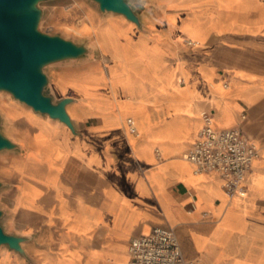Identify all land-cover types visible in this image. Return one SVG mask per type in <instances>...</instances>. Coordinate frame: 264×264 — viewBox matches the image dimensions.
Wrapping results in <instances>:
<instances>
[{"label":"crops","instance_id":"0c3cea01","mask_svg":"<svg viewBox=\"0 0 264 264\" xmlns=\"http://www.w3.org/2000/svg\"><path fill=\"white\" fill-rule=\"evenodd\" d=\"M126 1L138 22L120 12L101 17L78 1L71 28L60 18L69 5L54 15L64 30L91 34L102 54L85 56L86 46L42 67L43 92L69 97L73 127L23 101L0 103L15 143L0 153V225L20 237L19 249L0 243V264H125L130 240L158 225L173 227L184 256L204 264H264V2L261 12L218 5L227 22L219 31L217 7L207 3ZM107 16L132 41L121 56L77 22ZM217 43L214 62L208 50ZM195 51L190 86L164 82L170 70H158L168 57ZM203 111L258 147L231 198L218 174L195 172L182 156Z\"/></svg>","mask_w":264,"mask_h":264},{"label":"water","instance_id":"95a60500","mask_svg":"<svg viewBox=\"0 0 264 264\" xmlns=\"http://www.w3.org/2000/svg\"><path fill=\"white\" fill-rule=\"evenodd\" d=\"M38 0H0V89H6L33 109L58 117L72 126L65 104L69 97L53 101L43 92L47 76L44 64L75 57L86 50L84 44L60 34H49L37 28L41 8ZM101 9L123 13L138 22L126 0H97ZM15 143L0 131V149ZM1 214V210H0ZM20 237L6 233L0 225V243L20 248Z\"/></svg>","mask_w":264,"mask_h":264},{"label":"built area","instance_id":"2783aa9c","mask_svg":"<svg viewBox=\"0 0 264 264\" xmlns=\"http://www.w3.org/2000/svg\"><path fill=\"white\" fill-rule=\"evenodd\" d=\"M191 44L190 39H185ZM134 130V126H129ZM257 145L237 127H217L208 111L201 113L197 137L182 154L195 172H214L221 179L227 198L243 191L241 183L257 155ZM125 264H204L197 257H185L171 226L158 225L149 233L133 237Z\"/></svg>","mask_w":264,"mask_h":264},{"label":"rangeland","instance_id":"374dc122","mask_svg":"<svg viewBox=\"0 0 264 264\" xmlns=\"http://www.w3.org/2000/svg\"><path fill=\"white\" fill-rule=\"evenodd\" d=\"M73 1H78L82 3L87 8L93 10L99 16L103 17L105 15H112L116 18L119 17L118 13L111 10L101 9L99 7L97 0H38L37 5L41 8L44 7V10L41 12L40 18L37 22V28L43 32L49 34H60L66 38L72 39L75 42L84 44L88 47V51L85 56H95V57H102V54L99 48L93 44V39L91 34H78L75 31L69 30L66 31L64 28L57 26L54 24V15L58 12L59 9L68 8L65 12L62 13L61 22L64 24L65 29H69L72 26V23L75 22V15L80 13L78 7L74 4H71ZM190 5L198 6L203 3H207L213 6L224 5V6H232L236 8L237 11L242 12L249 10L251 8L259 10L261 12L262 5L264 0H189ZM71 4V5H70ZM236 16H232V19ZM261 18V16H259ZM239 21L245 22L247 21L246 17L241 15L238 17ZM110 16H107L103 20L99 22H95L92 18H78L77 22L81 24V26L85 30H94V40L104 49L112 50L116 52V55H123L129 47L132 45V41L129 37V33L125 28H123L119 23L112 22ZM211 21L210 18L205 20V23H209ZM227 22L220 17V13L217 7V28L219 31L224 29ZM219 48V43L214 45L212 49H209L208 52L210 53V57L214 62L217 61V49ZM144 49V45H141L140 50ZM188 60L198 61L199 55L197 51L193 53H180L178 56L174 54L171 58L168 57L167 63L163 65L158 71L164 72L165 66L168 67L169 76L167 80H164L166 83H173V87L180 88L186 83L189 84L192 82V77L197 74V70L195 68H188L187 69V62ZM46 64L43 66L45 67ZM180 67L181 69L176 72V68ZM183 79V81H181ZM45 86V85H44ZM229 87V84L227 85ZM227 87V88H228ZM46 90V86L43 87ZM8 101H17L23 103L18 98L14 97L12 93L6 89H0V103L2 105ZM217 117V115H216ZM0 131L5 134L7 133V129L5 126V119L0 108ZM12 150L3 148L0 150L1 154L8 155L11 153Z\"/></svg>","mask_w":264,"mask_h":264},{"label":"bare ground","instance_id":"6f19581e","mask_svg":"<svg viewBox=\"0 0 264 264\" xmlns=\"http://www.w3.org/2000/svg\"><path fill=\"white\" fill-rule=\"evenodd\" d=\"M197 25V22L195 23ZM197 136V135H196Z\"/></svg>","mask_w":264,"mask_h":264}]
</instances>
